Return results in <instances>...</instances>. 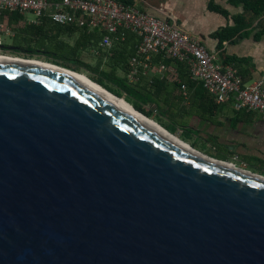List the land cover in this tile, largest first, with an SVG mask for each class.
I'll return each instance as SVG.
<instances>
[{
    "label": "water",
    "instance_id": "1",
    "mask_svg": "<svg viewBox=\"0 0 264 264\" xmlns=\"http://www.w3.org/2000/svg\"><path fill=\"white\" fill-rule=\"evenodd\" d=\"M30 62L0 59V264H264L262 175Z\"/></svg>",
    "mask_w": 264,
    "mask_h": 264
},
{
    "label": "crops",
    "instance_id": "2",
    "mask_svg": "<svg viewBox=\"0 0 264 264\" xmlns=\"http://www.w3.org/2000/svg\"><path fill=\"white\" fill-rule=\"evenodd\" d=\"M121 1H126L154 16V18L166 22L177 30L189 35L206 48L216 58L218 63L225 66L227 57L237 59L241 62L242 66H239L238 69L235 68V70L240 76L246 75L245 83L254 84L260 82L264 86V37L258 36L259 31L255 30L247 37L236 39L234 43L226 42L223 44L221 39L218 38L219 33L234 26L232 18L242 14L241 9L232 8L227 1L216 0L215 5L221 7L230 15L229 17H224L210 9V0ZM29 14L31 13L23 14V19L18 23L11 22L9 16H5L2 21L0 20L4 25L9 26L14 34L13 36L8 34L3 35L12 37V39H14L15 35H18L22 42L32 40L23 33V30H26L30 25H34V22L37 21L35 15V20L29 19ZM47 31V35L51 38L56 35L55 32L50 33L48 29ZM78 32L81 34L78 39L74 40L75 45L81 49L86 46H94L98 50L97 43L99 41L96 39V35L99 36L98 32L91 33L85 30H79ZM75 33L65 36L72 37ZM65 36L62 38H65ZM133 37L136 42L137 37ZM39 40L38 38L35 39L37 42ZM129 42L131 44L135 43ZM113 55L114 52L111 54L103 52L101 55H98V62H103L105 65ZM165 62L167 61H160L155 58L154 66L156 69L148 73L147 77L142 78L137 85L153 93L154 96L158 95V98H161L162 101L164 100L165 103L169 102L182 108V110H178L181 114L182 125L186 129L194 130L202 139L209 141L208 144L213 149H220V152L228 156L240 158L244 164L253 163L258 167L260 165L263 166V117L254 112H239L235 109L233 103L221 106V110H186L190 108L194 92L188 91L189 93L187 92V94L186 92H182V88L180 90L175 88L173 84L178 81L180 71L174 65H165ZM160 66L166 68L164 72L165 80H162V76L159 74ZM82 75L86 76L85 74ZM158 81H168V83L167 85H158ZM186 95L187 98L185 97ZM164 102L162 103L165 104ZM185 104H188V106L186 107ZM262 171L264 173V169Z\"/></svg>",
    "mask_w": 264,
    "mask_h": 264
},
{
    "label": "built area",
    "instance_id": "3",
    "mask_svg": "<svg viewBox=\"0 0 264 264\" xmlns=\"http://www.w3.org/2000/svg\"><path fill=\"white\" fill-rule=\"evenodd\" d=\"M0 11L32 13L39 24L44 17L59 26H73L88 32H99L102 39L97 55L112 53L116 43L124 42L128 33L139 40L136 55L129 61L127 80L139 84L156 69L154 59L183 64L190 81L203 86L217 105L233 103L237 111L260 114L264 119V86L257 82L246 84L233 67L218 63L199 42L170 24L121 0H0ZM0 34L14 35L0 21ZM3 42L0 40V47ZM10 57V56H9ZM159 74L165 80L166 68ZM186 92V87H182ZM187 98V95L185 96Z\"/></svg>",
    "mask_w": 264,
    "mask_h": 264
},
{
    "label": "trees",
    "instance_id": "4",
    "mask_svg": "<svg viewBox=\"0 0 264 264\" xmlns=\"http://www.w3.org/2000/svg\"><path fill=\"white\" fill-rule=\"evenodd\" d=\"M222 1H227L228 4L234 9L242 10V14H239L232 18L234 26L229 27L228 29L223 30L221 33H219L218 38L221 39V42L223 44L226 42L234 43L236 39L247 37L251 32L255 30L259 31L258 33L259 37H264V0H222ZM215 2L216 0H210V9L213 12H216L224 17H229L230 15L221 7L216 6ZM5 16H9L11 22L18 23L23 19V15L20 12L0 11L1 21ZM47 29L49 30L50 33L55 32L56 35H54V37L52 38L49 37L47 35L48 34ZM79 30H83V29H79L73 26L72 27L59 26L52 23V21L49 18L44 17L39 24L30 25L27 27L26 30H23V33L32 39L29 42H24L25 44L29 45L28 48L24 47V44L19 39L18 35H15L14 39L18 43H20L19 45L21 46L19 47L22 48V50L26 51L27 53H31L34 55L44 54L49 58L65 61L68 64L69 63L77 64L86 68L89 71H93L94 73L99 74L101 78H99L98 80H93L89 77L88 78L94 83L103 87L104 90L107 91L108 93L128 103L130 106H132L135 109V111H137L144 117L148 118L151 121H154L151 117V111L147 110L146 107L148 106L154 107V104H152L154 101H159L161 103L164 102V100L162 101L161 98H158V95L154 96L153 93L148 92L140 85L130 84L126 77L125 79H120L117 75L118 70H121L125 74V76H127L129 72L128 60H130L136 55L137 48L139 46L138 38H136L137 41L135 42V39L133 37L135 35L132 33H128L127 38L125 40L126 42L124 41V42L116 43L113 48L114 50L112 49L114 55L110 57V61L106 63V65L109 67L110 70L105 71L102 69V66L104 65L103 62L100 63L98 62L96 66H92L91 64H87L85 62L80 61L75 49L61 39L63 36L78 32ZM37 38L40 39L38 42L35 41V39ZM96 39L100 43V40L102 39V35L99 33V36L96 35ZM129 41L135 43L131 44ZM53 42H56V46L58 49L57 51L50 50V46ZM99 43H97L98 48H99ZM31 44H34L35 46L34 49L32 48V46H30ZM75 48L81 49L77 45L75 46ZM39 49L41 51H39ZM65 49H69V51H65ZM25 59L34 60L35 58L30 57ZM48 63L53 65H58L60 67H63L64 69L82 74L76 70L71 69L68 66H63L52 62H48ZM165 65L167 66L174 65L180 71L178 81H176L173 84L176 89L180 90L184 86L187 89L186 93L188 91L194 92V96L192 98V102L189 110H221V106L217 105L215 100L204 91L202 85L194 84L190 81L188 71L183 64L173 61H167L165 62ZM225 66L238 69V67L242 66V64L237 59L227 57L225 60ZM241 77L244 80L246 79V75H241ZM101 79L107 80L109 84L116 87L118 91H116V89L114 90L108 87L107 84H104V82ZM167 83L168 81H163V82L158 81V85L160 84L167 85ZM121 93H123L125 96L129 98H132L140 102L142 105L137 106L130 104L129 102L123 100V97L120 95ZM154 109L156 112L159 113L158 107Z\"/></svg>",
    "mask_w": 264,
    "mask_h": 264
},
{
    "label": "rangeland",
    "instance_id": "5",
    "mask_svg": "<svg viewBox=\"0 0 264 264\" xmlns=\"http://www.w3.org/2000/svg\"><path fill=\"white\" fill-rule=\"evenodd\" d=\"M35 16H34V14L31 13V14H29L28 18L31 20H35L36 19ZM80 34L81 33L78 32V33H75L72 37L65 36V38H62V40L75 49L80 61L85 62L87 64H91L92 66H96L98 63V60H99L98 55H96V48L97 47L86 46V47H83L82 49L75 48L76 45L74 43V40L78 39ZM0 40L3 42V44H4L3 46L6 48L21 46V45H19L20 43H18L16 40L12 39V37H8V36H5L3 34H0ZM23 44H24V47H26V48L29 47V45L25 44L24 42H23ZM30 46H32L33 49L35 48L34 44H31ZM50 50H52V51L58 50L57 46H56V42H53L51 44ZM39 51H41V50L39 49ZM65 51H69V49H65ZM0 55L10 56V57H20V58L34 57L35 58L34 60H37V61L39 60V61H43L46 63L52 62V63L60 64L63 66H68L73 70H76L82 74H85L87 77H89L93 80H98L99 78H101V76L99 74H96L93 71H89L80 65L71 64V63L68 64L65 61H60L57 59L49 58L46 55L27 56V54L15 53L14 51H11L9 49L0 50ZM56 66H58V65H56ZM58 67H60V66H58ZM61 68H63V67H61ZM104 69L107 71L110 70L106 64L103 67V70ZM117 75L120 79H125V77H126L125 74L121 70H118ZM102 81L104 82V84H107L108 87H110L114 90L116 89V91H118V89L116 87L110 85L107 80L103 79ZM120 95L123 97V99H125V101L129 102L130 104L137 105V106L142 105L140 102L125 96L123 93H121ZM152 104H154V107H150V106L146 107L147 110L151 111L152 119L158 125H160L162 128H165V130H167V132L175 135L176 138L180 139L185 144H188L193 150H195V151H197V152H199V153H201V154H203V155H205V156H207L213 160H217V161H221V162H225V163H232L237 168H240V169L245 167L244 164H242L239 161H235L233 158H228V159L221 158L220 156H218L219 152L221 151L220 149H213V147L208 144L209 141L202 139L198 134L195 133L194 130L186 129L185 126H183L181 123V119H180L181 114L178 111V110H182V108L177 107L173 104H170L169 102L163 104L162 102L160 103L159 101H154ZM185 106L187 107L188 104H185ZM156 107L159 108V113L155 111L154 108H156ZM186 110H189V108H187ZM260 174L263 175V177H264V174L262 172Z\"/></svg>",
    "mask_w": 264,
    "mask_h": 264
},
{
    "label": "bare ground",
    "instance_id": "6",
    "mask_svg": "<svg viewBox=\"0 0 264 264\" xmlns=\"http://www.w3.org/2000/svg\"><path fill=\"white\" fill-rule=\"evenodd\" d=\"M15 58V57H12ZM12 58H9V56L4 57V55H0V59H7V60H11ZM36 60H34V62H30V63H35V64H42L43 62H35ZM46 67H51L49 65H47ZM75 77H77L78 79H81L84 83H86L88 86H90L92 89H95L99 92H101V94H105V96H108V98H110L113 101V104H115L117 107L121 108L125 113H127L129 116H131L132 118H135L137 120L142 121L143 123H146L148 126L152 127V128H156L159 132H161L162 134H164L167 138L173 140L175 143L180 144L179 143V139L176 137H171L169 136L166 132H164L161 128H159L158 126L155 125V122H151V120H147L145 119L142 115H140L137 111H135V109L130 106L128 103L114 98L113 96L109 95L108 93L105 92L104 88L99 86L98 84L94 83L93 81H91L88 77L82 75V74H72Z\"/></svg>",
    "mask_w": 264,
    "mask_h": 264
},
{
    "label": "flooded vegetation",
    "instance_id": "7",
    "mask_svg": "<svg viewBox=\"0 0 264 264\" xmlns=\"http://www.w3.org/2000/svg\"><path fill=\"white\" fill-rule=\"evenodd\" d=\"M17 48H19V50L20 51H17V50H15L14 52L15 53H19V54H27V56H37V55H34V54H31V53H27L26 51H24V50H22V48H20V47H17ZM38 56H41V55H38ZM18 58H20V57H18ZM218 156H220L221 158H224V159H228V158H233L235 161H239V162H241L242 164H244L243 163V160H240V158H234L233 156H228V155H226L225 153H222V152H219V155ZM229 164H231V165H234V164H232V163H229ZM235 166V165H234ZM244 166L245 167H243L242 169H245L246 171H249V172H252V173H255V174H258V175H261L260 173L262 172L263 173V169H264V165L262 166V165H260V167H258V166H256L255 164H253V163H245L244 164ZM236 167V166H235ZM264 174V173H263Z\"/></svg>",
    "mask_w": 264,
    "mask_h": 264
}]
</instances>
